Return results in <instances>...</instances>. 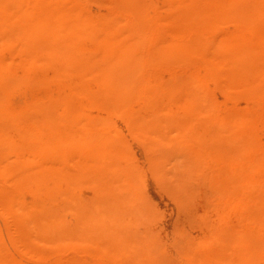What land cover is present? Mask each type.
<instances>
[{
	"label": "rangeland",
	"instance_id": "obj_1",
	"mask_svg": "<svg viewBox=\"0 0 264 264\" xmlns=\"http://www.w3.org/2000/svg\"><path fill=\"white\" fill-rule=\"evenodd\" d=\"M0 166V264H199L222 228L264 264V0H0Z\"/></svg>",
	"mask_w": 264,
	"mask_h": 264
},
{
	"label": "bare ground",
	"instance_id": "obj_2",
	"mask_svg": "<svg viewBox=\"0 0 264 264\" xmlns=\"http://www.w3.org/2000/svg\"><path fill=\"white\" fill-rule=\"evenodd\" d=\"M261 7L262 6L258 5V3L252 5L251 6V12H249V13H251V16L253 15L256 17V16L261 15V12H262ZM22 23L25 27L24 36H25V39L28 41V43L35 45L38 48H41L44 50V32L46 29H50V28H48V26L44 24L43 14H41V15L39 14V15L34 16V17L28 16V15L23 16ZM69 26H70V29H72V26H74L73 30L75 29V24H72V22L69 23ZM65 27H67V25H64V26L61 25L60 29L64 30ZM66 29H69V28H66ZM216 134L218 137L217 139L220 138V140L221 141L224 140V142L226 140L228 143L230 142V144L233 145V147H234L233 153H231L232 152L231 151L229 153V156H231V157L234 156V158L239 159V161L241 162L239 164V167L232 169L231 171H233V172L229 171L228 175L223 180L220 181V183L218 185L219 189L222 190L221 191L222 193H225V192L229 191L230 189H232L233 191H240V193L242 195L239 198V200L241 202L242 200H245L246 196L248 195V194L246 195L245 192L249 191L248 189H250V188L254 189L256 187L255 183L252 182L253 183L252 184L249 182V180L247 179V175L245 173L247 170L251 171L252 166L248 165L246 160H242L244 158V155L246 152L245 148L248 145V140L235 138L236 141H234V137H230V135L232 134V129H231V124L229 125L228 123L221 124L219 126V128L216 129ZM224 144H226V143H224ZM216 146H218V145H216ZM109 147L106 145L105 146L102 145L101 147L97 148V151L96 150H94V151L97 153L98 156L100 154H101V156H103V155L113 156V150ZM222 147H224V146H222ZM173 149H175V148H173ZM186 151H187L186 148L183 147V148H181V150L177 151L178 153H176L175 151L173 153L179 154L178 156L181 155L180 157H183V154ZM219 153H221V152H219ZM225 153L228 154L227 150ZM192 154L193 153H191L190 156H192ZM192 158H193L192 161L194 162V154H193ZM192 158H190V160ZM184 159H185V157H184ZM230 160H232V159H230ZM186 161H187V159H186ZM240 168H242L243 170H241ZM4 169H7L6 166H4ZM14 169L15 170H23V167L18 166ZM257 200H255V201L257 202ZM259 201H260V199H259ZM243 203H244V201H243ZM108 208H111L110 202H108ZM108 208L106 209L107 212L110 211ZM213 236H214V239H212V240L217 241L221 244L218 249H215V251L214 250L210 251V248H207V250H205V248H203V250H200V248L193 247V246L189 248L190 253L196 255V257L199 261V264H257L258 256L260 254L256 252V250L254 249V247L252 245H250V246L248 245L247 240L244 241V239H243V237H241V234L239 231H237L233 228H222L219 231H217ZM234 256L237 257L236 262L233 261Z\"/></svg>",
	"mask_w": 264,
	"mask_h": 264
}]
</instances>
